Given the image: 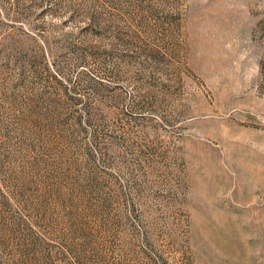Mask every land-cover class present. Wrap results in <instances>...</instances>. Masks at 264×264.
<instances>
[{
  "label": "rangeland",
  "instance_id": "rangeland-1",
  "mask_svg": "<svg viewBox=\"0 0 264 264\" xmlns=\"http://www.w3.org/2000/svg\"><path fill=\"white\" fill-rule=\"evenodd\" d=\"M0 264H264V0H0Z\"/></svg>",
  "mask_w": 264,
  "mask_h": 264
}]
</instances>
